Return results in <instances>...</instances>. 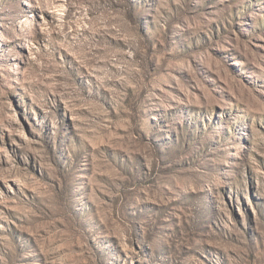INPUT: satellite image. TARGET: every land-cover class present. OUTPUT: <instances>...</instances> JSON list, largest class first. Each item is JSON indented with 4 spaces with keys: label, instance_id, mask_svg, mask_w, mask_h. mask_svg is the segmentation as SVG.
<instances>
[{
    "label": "rangeland",
    "instance_id": "1",
    "mask_svg": "<svg viewBox=\"0 0 264 264\" xmlns=\"http://www.w3.org/2000/svg\"><path fill=\"white\" fill-rule=\"evenodd\" d=\"M0 264H264V0H0Z\"/></svg>",
    "mask_w": 264,
    "mask_h": 264
}]
</instances>
